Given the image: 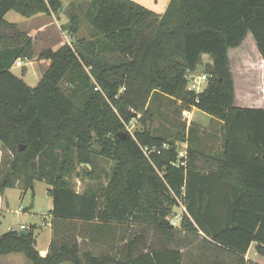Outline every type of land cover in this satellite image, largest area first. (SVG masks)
<instances>
[{
  "label": "trees",
  "instance_id": "obj_1",
  "mask_svg": "<svg viewBox=\"0 0 264 264\" xmlns=\"http://www.w3.org/2000/svg\"><path fill=\"white\" fill-rule=\"evenodd\" d=\"M91 1L93 38L77 37L81 17L74 14L68 27L78 46L40 54L51 65L32 88L12 68L35 58L33 41L5 16L50 15L63 1L0 0V143L13 155L0 173V192L49 184L54 231L47 256L37 250L35 225L28 236L1 235L0 255L23 254L31 264H197L171 246L189 233L236 255V264H257L245 256L256 243L264 257V109L235 107L229 53L251 35L264 60V0H170L162 15L132 0ZM205 56L207 86L197 95L188 77ZM159 92L180 101L182 112L197 108L222 123L220 157L199 149L193 129L178 135L188 144L183 158L175 142L146 129L148 104ZM138 114L144 130L132 136L126 125ZM142 147L161 153L147 157ZM76 156L93 166L97 156L115 162L102 194L74 190L68 177ZM83 168L94 176V168ZM179 202L187 212L175 229L169 218ZM128 225L162 232L167 245L148 249L145 235L133 232L124 243Z\"/></svg>",
  "mask_w": 264,
  "mask_h": 264
},
{
  "label": "rangeland",
  "instance_id": "obj_2",
  "mask_svg": "<svg viewBox=\"0 0 264 264\" xmlns=\"http://www.w3.org/2000/svg\"><path fill=\"white\" fill-rule=\"evenodd\" d=\"M62 1V10L50 15L39 14L37 16L27 18L17 12H10L6 18L7 21L17 24L19 30L31 37L33 41V51L35 55L34 62L21 59L23 67H15L12 70L16 76L23 78L25 76L26 83L30 87H36L39 84L41 78L51 64L47 60L39 59L40 54L48 50L57 51L65 44L73 47L78 46L76 42L77 38L75 37L74 32H72L68 27L71 22V17L74 14L81 17V28L77 37L79 39L89 40L93 38L94 32L91 24L89 23L91 12H94L96 8V6L93 5V2L91 0ZM132 1L143 5V0ZM154 1L155 0H144V3L146 6H149ZM43 25L48 28L46 31ZM243 44L244 45L240 48L230 51V67L236 72L239 87L241 86L242 89L244 87H250L252 89V93L255 91H262L264 93V61L261 59L257 51L255 41L251 35H248ZM204 58L203 64L198 67L197 71L193 73L192 76L207 74L206 65L207 63H210V59L207 58V56ZM24 73L25 75L23 76ZM65 84L66 87L71 88L70 83L66 82ZM85 98V94L77 95L76 103L81 106ZM180 106L181 102L175 98L166 96L160 92L153 94L148 104L153 119L147 122L146 129L151 131L153 130L155 135L167 138L168 140H171V142H175V144L180 147V151L184 153L186 152L188 144L183 138L178 140V135L183 134L184 136H187L188 133H190V128L194 130V133H198L197 130L200 129L198 124H204L207 120L205 121L203 118L198 121V117H195L194 120H191V124H189L191 116H185L186 114L182 112ZM141 117L142 114H138L136 119L127 124L131 127V134L128 132L130 135L134 136L136 132L144 130V127L140 122ZM206 119H208V117ZM211 129L216 130L217 125H212ZM210 140L211 141L205 137L202 139V143L204 145H213V147L215 145V148L219 147L220 139L213 138ZM92 149L96 151L99 150V146L96 142L92 145ZM12 160L13 155L9 151L5 150L0 143V173L5 169H9ZM83 165L90 164L81 163L76 156L75 170L68 177V180L71 182L74 190L79 193L94 190L102 194L110 182L115 162L97 156L94 159V166L92 164L90 165L95 170L93 177H86L84 175ZM88 169H90L89 166ZM21 187L22 183H20L16 188L9 189L7 194L18 195L19 191H21ZM49 188H51V186L46 182H36L33 189L23 192L24 194L21 200L18 201L16 199L14 204L10 203L11 206H9L10 211L8 213L0 212V222H2V224H0V236L15 226L24 224L31 227L35 223H38L39 226L38 230L35 231V235H39L37 239L39 248H44L49 240L50 230L49 225L44 224H46L45 220L47 223L51 222L50 217L52 218V215L50 210L53 208V199L49 194ZM1 195H3V193L0 192V196ZM25 208H32L28 215H16V210L22 211ZM174 211L180 212L177 207ZM132 230H134V233L136 234L143 233L145 235L147 243L149 244L148 249L149 247L160 248L167 245L166 236L154 228L135 226ZM132 236L133 235H131V238ZM175 238L176 241L171 244V246L178 244L177 247H187L188 250L186 252L185 259L187 262L192 261L191 251L202 244L200 236L196 234L179 233ZM255 253L257 252L254 251L253 254L251 253V258L257 257L264 264V257H261L258 254L254 257ZM0 258L7 259V264H31L23 254L0 255ZM220 258L221 257L218 256L216 257L217 260Z\"/></svg>",
  "mask_w": 264,
  "mask_h": 264
},
{
  "label": "crops",
  "instance_id": "obj_3",
  "mask_svg": "<svg viewBox=\"0 0 264 264\" xmlns=\"http://www.w3.org/2000/svg\"><path fill=\"white\" fill-rule=\"evenodd\" d=\"M169 3H170V0H155L152 4H150L149 6H146V4L144 3V0H143L142 1V4H143L142 6H145L146 8L154 11L155 13L162 15V14H164L166 12ZM10 12H15V11H10ZM10 12H8L6 14L5 19L10 14ZM9 23H11V22H9ZM12 24H15V23H12ZM43 27H44L45 31L48 29L45 25H43ZM257 51H258V49H257ZM19 61H21V60H19ZM32 62H34V59L32 60ZM16 63L13 66L12 70L15 67H18ZM49 68H50V66H49ZM231 72H232L233 79H234V84H235V107H238V108H249V109H264V98H263L264 97V93L262 91H255L254 93H252V89L250 87H244L242 89L241 86L239 87V81H238V77H236V72L232 68H231ZM24 75H25V73L23 74V76ZM17 77H19V76H17ZM19 78H21L26 83L25 76H24V78L23 77H19ZM42 78H41V80H42ZM41 80H40V82H41ZM32 88H35V87H32ZM239 91H240V93H239ZM192 109L191 110H187L188 114L185 115V116H191L189 124H191L190 123V122H192L191 120L192 119L194 120L195 117H198V121H199V119H203V118H204L205 121L207 120V122H205L204 124L203 123L200 124L198 122L199 123L198 126H199L200 129L197 130V132H198L197 136L201 139V142H199V149L201 151L205 152L208 155L210 154V155H213L215 157H220L219 149H220V144H221V141H222V134H221L222 133L221 132L222 123L220 121H218V120L211 119L207 115L203 114L197 108H192ZM184 111H186V110H184ZM207 117H208V119H206ZM214 124L217 125V129L216 130L211 129V126L214 125ZM208 129H209V131H208ZM190 130H191V128H190ZM216 133H219V134H216ZM205 137H207L209 141H211L210 139H213V138L220 139L219 140V147L215 148V145L213 147V145H209V144L204 145L202 143V139L205 138ZM8 190L9 189L5 190L3 195L0 196V212L8 213L10 211L9 210L10 209L9 206H11L10 203L14 204L16 199L19 201V200H21L23 198V194H24L23 191H19L18 195H10V194H7ZM13 207H14V205H13ZM13 209H15V208H13ZM31 209L30 208H25L22 211L16 210L15 213H16V215H20V216L23 215V214L28 215L30 213ZM50 219H51V222L47 223L46 220H45L46 224H44V225L48 224L49 228H50V230H49V240H48L46 246L44 248H39V243L37 241V250L41 253L42 256H47V254L49 253L50 245H51V242H52V239H53V236H54V231H53V227H52V218L50 217ZM0 224H2V222H0ZM34 225L37 227L36 230H38V226H39L38 223H35ZM34 225H32V226H34ZM21 226H26L27 229H30L32 227V226L28 227L27 225L21 224L19 226H15L13 228H10V230H8V232L11 231V230H19L21 228ZM128 226H129L128 231H127L128 239L124 243H126V242L129 243V237H131V232L134 233V230H132L134 228V226L133 225H131V226L128 225ZM119 232L120 231H118V234H119ZM38 236H36V240L38 239ZM133 237H134V235H133ZM203 238H204V236L200 235V239L202 240ZM79 242H82V240H80ZM124 243H120V245H123ZM177 245L178 244L173 246V248L180 249V251L182 253H184V254L187 252V250H188L187 247H182V246L181 247H177ZM87 247H89L90 249H93L96 253H98L99 251L102 250L101 246H97V245H92V246L91 245H87ZM254 251L257 252V244L256 243H253L251 245L248 253L245 256L246 261H252V262H255L257 264H263L257 257H255V256H257L256 254L261 256L258 252L255 253V255H254L255 258H251V253L253 254ZM191 256H192L191 257V259H192L191 262L192 263L194 262V263H197V264H206V263H209L210 261H213V262L214 261L215 262L216 261H222V262H224L226 264H236V260H237L236 255H232V254H229V253H224L223 251H220L219 249H216V247L211 246V245H209L207 243H204V242H202V244L199 247H197V248H195V249H193L191 251ZM217 256L221 257L222 259L220 258L219 260H217L216 259ZM261 257H263V256H261ZM6 260L7 259L0 258V264H7L8 260L7 261Z\"/></svg>",
  "mask_w": 264,
  "mask_h": 264
},
{
  "label": "built area",
  "instance_id": "obj_4",
  "mask_svg": "<svg viewBox=\"0 0 264 264\" xmlns=\"http://www.w3.org/2000/svg\"><path fill=\"white\" fill-rule=\"evenodd\" d=\"M16 64L18 67L23 66V63L21 61H18ZM188 78H189V85H188L189 91H192V92L196 93L197 95L204 92V90L207 86V78H208L207 74L200 75V76L190 75ZM125 89L126 88L124 87L121 90V92L125 91ZM116 98H118V96H116ZM184 113L188 114V111L186 110V111H184ZM129 126L130 125H126V130H127V132L130 133L131 127H129ZM164 148H166V149L169 148V145L164 144ZM142 150L147 157H150L153 153H158V154L161 153V151L158 150L156 147H142ZM184 153L180 151V157L181 158L186 157V152H184ZM176 207H177V209L180 210V212L173 211V214L169 218V221H170L173 228L180 229L181 225H182V221H183V216L187 212V210H186V207L182 204V202H179V205ZM19 230L20 231H26L27 227L21 226V228Z\"/></svg>",
  "mask_w": 264,
  "mask_h": 264
},
{
  "label": "water",
  "instance_id": "obj_5",
  "mask_svg": "<svg viewBox=\"0 0 264 264\" xmlns=\"http://www.w3.org/2000/svg\"><path fill=\"white\" fill-rule=\"evenodd\" d=\"M119 135H125L126 137H129V134L125 133L124 131L120 132ZM21 151L23 150V148L20 149ZM89 166V165H88ZM90 169H91V166H89ZM33 189V188H32ZM20 234L21 235H24V236H28L29 233L26 232V231H20Z\"/></svg>",
  "mask_w": 264,
  "mask_h": 264
}]
</instances>
